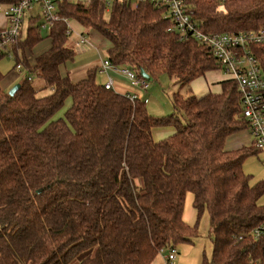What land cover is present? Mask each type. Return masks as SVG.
Here are the masks:
<instances>
[{
    "label": "trees",
    "instance_id": "1",
    "mask_svg": "<svg viewBox=\"0 0 264 264\" xmlns=\"http://www.w3.org/2000/svg\"><path fill=\"white\" fill-rule=\"evenodd\" d=\"M191 3L205 34L264 29V0ZM108 14L100 0L60 4V15L102 36L113 65L138 77L143 69L148 81L167 74L188 93L174 94V114L154 118L143 99L97 83L95 70L74 82L67 67L78 37L73 43L75 34L58 21L40 49L39 16L30 18L13 51L24 74L14 96L0 72V264H152L191 242L188 192L198 215H210L213 252L203 264H264V233L251 235L264 226V182L251 186L243 170L262 150L226 148L229 138L250 132L238 83L222 81L220 93L197 97L191 83L221 70L207 47L181 41L166 11L150 2H115ZM253 51L264 71V45ZM155 129L174 133L156 141Z\"/></svg>",
    "mask_w": 264,
    "mask_h": 264
},
{
    "label": "built area",
    "instance_id": "2",
    "mask_svg": "<svg viewBox=\"0 0 264 264\" xmlns=\"http://www.w3.org/2000/svg\"><path fill=\"white\" fill-rule=\"evenodd\" d=\"M93 0H22L20 3L3 7L0 4V15L6 19L5 26L0 29V53L14 51L17 41L24 32L25 22L30 18L39 16L42 30L48 29L58 21H64L68 31L78 37V44L84 46L88 40L84 33L75 32L72 21L60 15V4L82 3L90 5ZM105 11L108 12L115 2L127 4L135 3L136 8L140 3L150 2L155 9H164L166 19L170 20V31L180 34V40L193 38L199 44L208 48L211 58L221 66V71L229 75L238 83L242 98L243 115L250 126L253 144L258 150L264 151V71L260 61L254 54V47L264 45V29L258 32L205 34L198 29L194 17L192 0H100ZM29 27V26H28ZM22 66L18 65L19 70ZM101 68L111 70L124 76L131 84V92L125 95L131 100L139 98L138 92H146L150 82L138 77L136 71L128 67L113 65L107 58L103 59ZM105 89L114 90L113 80L109 79L104 84ZM264 233V226L254 229L251 235L258 239ZM243 237L240 236L239 239ZM178 252L175 248L167 256L168 264L176 260Z\"/></svg>",
    "mask_w": 264,
    "mask_h": 264
},
{
    "label": "rangeland",
    "instance_id": "3",
    "mask_svg": "<svg viewBox=\"0 0 264 264\" xmlns=\"http://www.w3.org/2000/svg\"><path fill=\"white\" fill-rule=\"evenodd\" d=\"M135 6L136 4L134 3L133 7ZM109 12L110 11L106 12V18L109 17ZM73 21L83 26L78 28V31H82L86 35H88L91 41H97L100 47L102 46L107 48V42L103 38L99 39V36L93 34V31L89 29L88 26L83 25L76 20ZM28 26L29 20H26L24 34H26ZM48 31V29L42 30L41 34L44 38V41L39 47L40 49L49 44L47 40ZM76 37V35H73V37L71 38V41L73 43L77 41ZM78 49L79 47H76V51ZM38 51L39 50L36 49L35 52L37 53ZM19 55L22 56L21 52L19 53ZM92 58H94V56L90 54H77L75 56V61L68 66L72 65L77 69H81L85 67L83 64L88 62ZM19 71L20 70L17 69V60L14 52L8 53L1 58L0 72L3 77L9 80L11 74L15 73L19 75L16 80H11V83L9 84L4 82V88L6 89L7 93H9V91L15 85L22 83L24 74L23 72L19 73ZM213 77L214 76L210 75V80H214L215 78L212 79ZM149 82L150 88L148 91L138 92L139 98L143 99L146 102L149 114L154 118H165L174 114V108L172 104L173 96L174 94L186 96L188 93L187 87L181 86L180 84L172 80L167 74H160L158 77L152 78ZM36 85L40 86L38 85V83H36ZM117 88H121V85H117ZM212 90H219V85L216 84L215 88H213ZM163 132V136H167V138L172 136V134L166 131V129L163 130ZM241 145L242 144H235L236 148ZM243 170L249 177L251 186H256L264 182V151H260L257 154L248 157L243 164ZM193 202L194 196L191 192H188L185 198L183 219L188 224V226L194 229V233L190 235L191 242H181L180 244H177L175 246V250L178 252V254L176 260L170 264H203L205 261H210L212 259L213 235L210 215L208 211H204L202 214L198 215L197 210L194 208ZM258 203L264 206V195L259 199ZM164 252L166 253V256H168L170 253V251L168 250H165Z\"/></svg>",
    "mask_w": 264,
    "mask_h": 264
},
{
    "label": "crops",
    "instance_id": "4",
    "mask_svg": "<svg viewBox=\"0 0 264 264\" xmlns=\"http://www.w3.org/2000/svg\"><path fill=\"white\" fill-rule=\"evenodd\" d=\"M3 19H4V16L0 15V28L4 25ZM73 23H74L75 27L73 26ZM72 26H73L75 32L84 33L82 31H78V28L83 27V26L78 24L77 22L73 21ZM93 34L99 36L100 37L99 39L102 38V36L96 32H93ZM86 37L88 40L87 44L84 46H80L79 49L76 51V55L77 54H79V55L90 54V55L94 56V58H92L88 62L84 63L83 65L85 67H83L81 69H77V68L73 67L72 65L68 66L67 68L69 70L70 78L74 82H79V81L83 80L84 78H86L87 74L90 71L95 70L97 83L104 85L109 79H112L116 92H118L120 94H125L126 92H131V90H133L132 86H131L130 82L124 76H122L118 73H115L111 70L104 71L101 68L103 59L106 58L105 47H102V46L100 47V45H98L97 41H91L89 39V36H86ZM210 75L214 76L212 79H214V78L215 79L210 80ZM16 79H17V77H15V74H11L10 79L9 80L7 79V81L5 83L9 84V83H11V80H16ZM229 79H231V77L229 75H226L221 70L210 71V72H207L205 74V76L194 80L191 83V88L197 97H203L210 92L218 94L221 92L220 82L225 81V80H229ZM216 84L219 85V90L213 91L212 89L215 88ZM117 85H121V88H117ZM163 130H165V129H155L154 130L153 135H154V139L156 141H160V140L167 138V136H163L164 135ZM166 131H168L170 134L174 133L173 129H166ZM235 144H237V145L242 144L239 147H243V146L249 147V146L253 145V137L251 136L249 131H244V132H242L236 136L229 138L226 142V148L228 150L238 149L239 147L236 148ZM152 264H168L166 253L164 251L162 253H160L159 256L156 258V260Z\"/></svg>",
    "mask_w": 264,
    "mask_h": 264
},
{
    "label": "water",
    "instance_id": "5",
    "mask_svg": "<svg viewBox=\"0 0 264 264\" xmlns=\"http://www.w3.org/2000/svg\"><path fill=\"white\" fill-rule=\"evenodd\" d=\"M140 73H141V76L145 79H150V76L145 72V70L141 69L140 70ZM21 85L18 84V85H15L10 91H9V95L10 96H14L17 91L20 89Z\"/></svg>",
    "mask_w": 264,
    "mask_h": 264
}]
</instances>
